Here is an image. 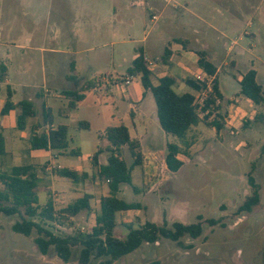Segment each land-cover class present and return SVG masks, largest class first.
<instances>
[{
    "label": "rangeland",
    "instance_id": "1",
    "mask_svg": "<svg viewBox=\"0 0 264 264\" xmlns=\"http://www.w3.org/2000/svg\"><path fill=\"white\" fill-rule=\"evenodd\" d=\"M154 3L155 8L150 5ZM184 6L207 20H212V15L218 28H222L225 23L215 13L216 10L237 12L244 24L234 30L230 27L226 33L230 38L243 36L244 31L258 34L259 30L264 33V24L258 27L259 18H264V0H54L53 7L46 11V16L50 18V24L56 25L60 32L55 36L54 43L48 42L44 47L56 48L61 53H72L73 56L45 54L38 60L35 72L40 71L39 64L42 59L47 64L57 62L58 73H61V66L63 68L67 60L72 59L77 62L76 75L90 80L86 83L92 82L93 86L103 74L111 73V80L115 81L111 86L115 91L112 92L113 95L106 93L103 88L97 93H85L84 100L71 109L62 93L72 90L70 84L63 82L64 87L48 85L49 90H46V86L41 88L39 81V89L35 90L50 93H44V102L50 108L51 122L67 127L69 149L79 150L85 158L100 148L99 151L107 152L106 160L112 154L117 155L130 169L132 184H121L116 196L126 204L133 205L135 209L117 214L114 237L124 239L129 229L139 228L145 223L168 227L173 223H201L203 226V233L197 239L184 237L179 243H174L161 238L154 244H142L137 250L113 261L112 264H264V104L252 108L255 112L253 116L232 120L224 112L226 104L220 102L217 105L215 96H211L213 92H210L201 109L205 114L200 118L202 122L198 124L199 129L192 136H188V141L193 140L192 146L190 149L182 148V167L178 172L171 173L160 162L161 165H158L150 180L148 170H144L141 147L137 150L140 159L134 160L128 146L112 149L106 143L105 132L111 127L124 126L132 135L128 98L125 94H131L134 89L142 86L138 78H133L129 86L121 82L126 76H131L126 70L134 54L137 55V49L144 51L147 60L154 64L161 52V43L171 42L174 38H189L193 34L189 24H192L191 16H186L185 26H182ZM163 7L166 8L161 13ZM83 12L90 19L100 12L106 21L105 29L111 31L115 28L113 21H124L131 17L134 23L129 30L130 37L123 39L127 36V28L120 25V31L114 37L106 32L104 35H88L80 41L70 42L65 37L66 33L61 24H71L73 30H77L78 26H74V21ZM30 16L31 12L23 14L11 0L0 1V19L4 26L1 33L5 34L6 29L10 31L7 35H13V38L7 39L8 42L16 39L23 31L32 30ZM152 16L157 17L155 22L151 21ZM251 19L254 20L251 27H246V21ZM17 20L24 21L25 25L20 24L17 27ZM88 28L91 29L89 23ZM198 30L202 34H212L205 26H198ZM111 42L114 43L113 46ZM250 42L248 37L243 36L240 45L248 48ZM227 45L228 41L223 39V48L226 49ZM257 53L254 50V54ZM100 57L104 60H99ZM231 58L232 56L225 59L223 52L217 64L220 66L231 61ZM246 61V57L238 59V74L245 72ZM3 63V56H0V65ZM37 75L40 76L39 73ZM220 78L226 98L235 96L239 90L238 84L223 72L220 73ZM208 79L212 87L214 79ZM258 82L264 91V71L260 72ZM198 83L202 91L205 85ZM198 92L200 90L195 93V99ZM27 94L25 91L22 97ZM56 94L59 95L54 98ZM147 96L152 99L149 93ZM40 108L34 101L35 120L41 118ZM83 123L87 126H79ZM40 124L46 128L43 119ZM28 145L26 140L24 149H28ZM59 152H51L52 158L56 157L55 153L59 155L64 151ZM20 153L23 152L20 150L18 154ZM12 155L15 156L13 153ZM26 157L27 162L33 161L31 165L35 168H30L41 177L38 194L42 201L51 200L55 207L56 222H43L41 225L62 237L73 236L78 232L88 233L94 223L99 198L108 193L107 183L94 178L93 166L89 165L84 172L87 177L80 184L74 185L57 176L55 171H46V158L30 159L27 154ZM15 162L14 158H4L0 162V171L8 170ZM55 163H61V160ZM248 176L254 179L258 187L259 202L249 212H241L239 208L254 191L248 183ZM85 195L91 197L89 210L79 212L72 219L63 214L67 203H73ZM33 220L39 222L36 218ZM209 220L216 221V224L209 225ZM17 221V215L6 217L0 214V264H81L78 261V247L73 248V258L68 263L60 260L52 248L46 256H42L33 241L35 232L24 237L12 231V225ZM102 261L104 259H91L87 264H99Z\"/></svg>",
    "mask_w": 264,
    "mask_h": 264
},
{
    "label": "crops",
    "instance_id": "2",
    "mask_svg": "<svg viewBox=\"0 0 264 264\" xmlns=\"http://www.w3.org/2000/svg\"><path fill=\"white\" fill-rule=\"evenodd\" d=\"M11 1L17 9L22 11L23 14H28V12H31L32 16H30L29 21L31 22L30 24L32 25V30L27 32L23 31L19 36H16V39L8 42L7 39L13 38V35H7V33H10V31L6 29H4L6 31L5 34L1 33L2 27L4 26L2 25V19H0V56H3L4 60V63L0 65V133L4 140V153L0 154V162L4 161V158L6 157H11L14 158L16 162L15 164L11 165L10 168L19 166H28L31 168H35L33 165H31L33 161L27 162V154L29 155L30 159H36L39 157L46 158V171L52 172L58 170H68L76 172L79 175L84 174V172L87 171L86 168L89 167V165L92 166V164H90V162H92V157L100 148H98L97 151H95L92 155L84 158L80 154L79 150L69 149V146L67 144L66 149L61 150L64 151L63 153H60L61 151L59 152V155L55 153L56 157L52 158L51 152L56 150L35 151L30 149V144L28 145V149H24L23 147V144L26 142V140H28L29 143L31 137H33L34 135H40L41 133L47 134L49 131L55 130L58 126H64L59 124L54 125L51 122L50 108L47 107L46 102H44V97H46L44 93H46L47 95H50V93L43 92L42 90L36 91L35 89L39 87L37 86L38 82H41L42 89L46 86V90H49L48 85H60L61 87H64L65 84H63V82H66L70 84L72 88L71 91H73L75 89V86L68 79L71 75L75 76V78L79 80L80 86L90 80L79 78V76L76 75L78 74L77 62L72 59L67 60L63 68L61 66V73H58L59 65L57 62L52 61L48 62L47 64L45 60L42 59V62L39 64L40 71L35 72V66L38 63V60L45 54H62L66 56L68 55L69 57L73 56V54L65 52L61 53L56 48L52 47L48 49L44 47V45L48 44V42L54 43L55 36L60 32V30L56 28V25L50 24V18L46 16V11L51 10L54 0ZM150 5L154 6L155 8L156 3ZM165 8L166 7L162 8L161 13L164 12ZM40 9H42L43 12H40ZM182 10L184 12L182 16V26H185L186 16H191L192 24L189 22L188 23L191 25V32L193 34L190 35L189 38H174L171 40V42L161 43V52L158 54V58L156 59V62L154 64L147 60L144 51L137 49L138 53L137 55L134 54V56L132 57L130 66L127 68L126 72H128V70L131 68L132 62L138 57L139 52H142L146 67L152 72L153 85H157V81L165 76H173L176 79L174 91L177 94L180 95L190 93L194 96L196 92L189 88L186 85L185 81L187 79L194 81L197 77H199V75H207L198 66V53L203 52L206 55L207 61L215 68V74L212 77H216L217 79V87L221 96V98H219V101L223 104H226V106L224 107V112L225 114H227L228 118L234 120V118L241 119L245 116H253L255 112L252 108H255L256 106L240 95L239 82L248 71L252 70L256 73V82L259 85L258 80L260 72L264 71V33H261V31L259 30L258 34L247 33L246 31H244L242 35L244 37H248L251 41L248 44V48H245L244 46L240 45V42L243 41V36H239L238 38H230L226 34L227 31L230 30V27L232 30H234L240 26H243L244 20L240 17V15H238L237 12H233V10H230V12L216 10L215 13L225 23L224 26L222 25V28H218V26H216L214 23L215 21H213L212 15V20H207L203 17H200L199 14L190 11L188 6L182 7ZM74 22V26H78L77 30H73L71 24H61L64 27L63 31L65 30L64 32L66 33L65 37H68L70 42L80 41L88 35H104V33L106 32L110 34L109 36L114 37L119 33L118 31H120V25H122L123 28H127V36L123 37V39H126L130 37L129 30L133 27L134 23L131 17L125 18L124 21L118 19L116 22L113 21L112 24L115 28H112L111 31L109 29H105L106 21L103 20L100 12L96 13L95 17L92 19H90V16H88L87 13L83 12V14L81 13V16L75 19ZM253 22V19L246 21V27H251ZM88 23L91 26V29L88 28ZM20 24L24 26L25 22L17 20L16 26L19 27ZM262 24H264V18H259L258 27L262 26ZM198 26L207 27V29L210 30L212 34H202L201 31L198 30ZM195 27H197L196 30ZM73 31L76 32V35ZM109 31H111V33ZM200 33L202 35H200ZM223 39H226L228 41L226 49L222 46ZM111 45L113 46L114 43L111 42ZM254 50H257L258 53L254 54ZM223 52L225 54V59L230 56H232V58L231 61L224 62L219 66L217 62H219V60L221 59ZM244 57H246L247 60L245 66L246 70L243 74H238V59ZM99 60L103 61L104 58L100 57ZM149 63H151V66L149 65ZM221 69L223 73L230 76L232 80L238 84L239 90L236 95L231 98H226L222 90L220 78V73H222L220 72ZM37 73H39V77ZM131 76L133 78H138L140 81L139 76ZM95 82V86H93L91 90L84 92V98L85 93H97L102 88L106 93L113 95L112 92L115 91V89L111 85L115 83V81L111 80V73L103 74L101 79L96 80ZM25 91H27L28 94L23 98L22 95ZM64 92L68 91H63V95ZM147 93L151 95L150 92H146L143 87H140L138 89H134L131 94L127 92L125 94V97L128 98L127 100L129 116H131L130 120L132 124V135L128 131L129 137L131 140L135 139L139 143V148L141 147L142 153L144 155V170H148V176L151 178L155 174L154 172L158 168L160 162L163 164V167L167 169L164 161L167 154V145L177 144L181 147V142H179L174 137L167 136L161 130L156 116V108L153 97L152 99L149 98L147 96ZM59 94H56L54 98H56ZM109 98H112V96ZM123 98L124 97L122 95V99ZM65 99H67L68 106V98L66 97ZM23 100L32 103L33 109L34 101H36V104H39L41 106L40 119H43V121H45L46 128L42 127V125L40 124V119L35 120V110L34 116L27 119L25 129L22 131L17 130V115L19 113L18 109H12L7 114L1 115V111L7 101L12 105H16ZM80 102L76 104V107ZM198 129V125L192 127L187 134V140L188 136H192L193 133H195ZM40 130L41 133H39ZM11 137H15L16 139H13ZM191 141H188L190 143V146H192ZM106 143H108V141H106ZM9 147H13L14 149H10ZM188 149H190V147ZM20 150L23 153L18 154ZM12 153L15 155L14 157ZM106 154L107 152L105 151L100 152L98 156L99 165H107L108 159L106 160ZM183 157V154H179L177 156V159L182 162ZM57 160H61V163H55ZM37 177L39 179V188L41 177L39 176V174H37ZM62 179L68 182H72V184L74 185L76 183L67 178ZM76 184H80V182H77ZM107 194L103 196H106ZM37 196L38 204L40 206L45 205L47 201L51 202V200L42 201V197L38 193ZM78 199H76L75 201H77ZM70 203H67L65 208L73 204ZM52 205L54 207V204ZM75 216H77V214ZM75 216H72L70 218L72 219ZM93 225L91 226V228L93 227Z\"/></svg>",
    "mask_w": 264,
    "mask_h": 264
},
{
    "label": "trees",
    "instance_id": "3",
    "mask_svg": "<svg viewBox=\"0 0 264 264\" xmlns=\"http://www.w3.org/2000/svg\"><path fill=\"white\" fill-rule=\"evenodd\" d=\"M198 66L207 75L213 76L215 74V68L207 61L203 52L198 53ZM128 72L130 75L139 76L143 89L151 93L161 130L167 136L174 137L181 142V147L177 144L167 145V154L164 160L167 170L176 173L183 165L177 156L183 154V147L185 149L190 147L187 140L189 130L202 122L193 105L194 96L190 93L177 94L174 91L176 79L173 76H165L157 81V85H153V75L144 63L142 52H139ZM68 79L74 84L75 89L64 92V95L68 98V107L73 109L78 102L83 100L84 92L93 88V83L88 82L80 86V82L75 76L71 75ZM185 83L195 92L201 90L200 83L197 81L187 79ZM239 86V93L245 99L255 106L264 104V91L256 82L255 71H248L242 77ZM211 96L221 98L216 77L214 78L213 95ZM15 108L19 110L17 130L22 131L25 129L27 119L34 116L33 105L25 100L16 105L7 101L1 115H5ZM79 126H86V124H79ZM105 137L110 148L128 146L134 160L140 159V155L137 153L139 143L130 139L126 127L108 128ZM29 144L30 149L35 151L65 150L67 147V128L58 126L47 134L34 135ZM100 152L98 150L92 157L93 176L99 182L107 183L108 194L99 199L98 210L94 215V225L91 230L88 233L78 232L73 236L55 235L41 225L43 222L55 223L56 217L50 201H47L43 206L38 204L39 179L30 167L19 166L0 171V214L6 217L14 215L19 217V221L12 225V231L24 237H29L35 232L36 237L33 241L40 254L46 256L52 248L56 256L64 263L72 260L73 248L78 247L80 249L78 261L81 264H87L91 259H104L99 264H112L113 261L134 252L142 244H154L161 238L179 243L184 237L197 239L202 235L203 226L201 223L190 225L173 223L170 227L145 223L139 228L129 229L124 239L114 237L117 214L135 209L133 205L126 204L116 196L121 184H132V177L130 169L117 155L112 154L107 160V165H99L98 156ZM2 153H4V140L0 133V154ZM55 173L61 178H67L76 183L87 177L86 174L79 175L68 170H58ZM248 183L254 191L253 195L239 208L241 212H249L259 202L258 187L251 176H248ZM90 198L88 195L83 196L66 207L63 214L72 217L81 211L89 210ZM33 218L38 219L39 222H35ZM208 224L214 226L216 221L209 220Z\"/></svg>",
    "mask_w": 264,
    "mask_h": 264
},
{
    "label": "built area",
    "instance_id": "4",
    "mask_svg": "<svg viewBox=\"0 0 264 264\" xmlns=\"http://www.w3.org/2000/svg\"><path fill=\"white\" fill-rule=\"evenodd\" d=\"M152 21H155L156 20V17L155 16H152ZM149 65L151 66V63H149ZM208 76V77H207ZM205 75V77H197V82H201L205 85V88L200 92H198V96L197 99H195V96H194V102H193V105L195 107V110H196V114L199 118H202L205 114V112H202V108L204 107V104L207 100V94H209L210 92H213V86L211 87L210 85V80L208 78L212 77V76H209V75ZM213 78V77H212ZM106 79V78H105ZM132 79L133 77L132 76H126L123 80H122V84H124L125 86H128L131 82H132ZM214 79V78H213ZM215 102L216 104H220V101L218 98L215 99Z\"/></svg>",
    "mask_w": 264,
    "mask_h": 264
}]
</instances>
